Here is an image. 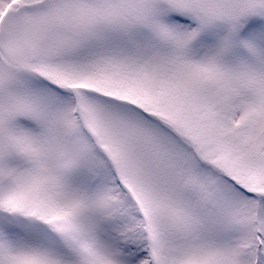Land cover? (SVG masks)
<instances>
[{"label": "snow or ice", "instance_id": "6c2138e0", "mask_svg": "<svg viewBox=\"0 0 264 264\" xmlns=\"http://www.w3.org/2000/svg\"><path fill=\"white\" fill-rule=\"evenodd\" d=\"M0 264H264V0H0Z\"/></svg>", "mask_w": 264, "mask_h": 264}]
</instances>
